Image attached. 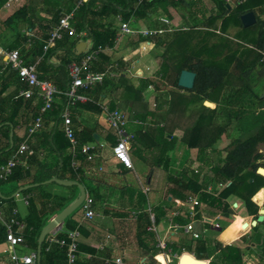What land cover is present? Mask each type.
Here are the masks:
<instances>
[{
	"label": "trees",
	"instance_id": "obj_1",
	"mask_svg": "<svg viewBox=\"0 0 264 264\" xmlns=\"http://www.w3.org/2000/svg\"><path fill=\"white\" fill-rule=\"evenodd\" d=\"M81 1L83 0H28L27 5L16 11L4 23L9 26L10 23L28 19L46 21V18L40 17L39 13L51 16V20L47 21V36L42 41L36 40L35 37L31 40V43L24 45L26 39L19 38L8 50L19 51L25 64H36L39 78L42 81L49 82L48 74L52 70H55L57 77L61 74V81L63 83L66 82V90L72 82L69 71L71 65L80 63L91 50L98 46L113 48L116 44L120 29H117L114 25H100L98 21L102 20L103 22L104 19L111 15H121L124 17L123 20L129 19L134 13L139 16H145L147 11L156 6L163 9L168 8L173 0H88L80 5ZM204 1L195 0L189 13L201 15L203 19H208V11L200 10V6ZM212 1L218 8V12L214 16L209 17L208 20L211 23H215V21L222 19L223 25L220 33L227 35V15L231 13L228 10L229 4L227 0ZM4 2L5 0H0V6ZM66 5L70 6L69 13L74 12L72 24L76 30V35L70 36L68 32L63 33L62 38L56 40L55 45L50 47L49 39L51 33L66 15L63 12ZM237 8L240 16L254 12L258 23L253 27L245 28L239 18L240 21L236 22V24H238L240 29L233 36L234 39L238 40L237 48L235 49H232L230 44L223 41L209 46L205 38H203L199 43H196V49L188 54L185 52L183 54V49L191 50L192 48L190 44L188 48H183L182 46L189 32L183 31V34H178L177 48L175 49L174 46L172 48L170 46L172 43L171 39H169L171 38L170 35L162 37H165L162 40L164 42L163 45H166V52L161 56L160 77L162 80L171 83L174 88L190 94H173L174 98H168L159 103L155 111H151L147 107L144 110H138L131 115V123L134 120L149 123V119L155 117L156 111L164 110L165 106L168 105L171 107L167 112V117L171 120H168L166 125L156 126L153 129L154 131L152 130L154 141L152 145L147 147L150 148L148 149L149 151L154 152L152 148L156 147L157 153L161 152V157L156 156L155 164L158 161L166 163V166L162 165L164 169L159 171L160 176L156 175L157 182L155 181L149 189L151 193L156 190L160 193L161 185L166 179L167 195L165 204H171L169 197L183 201L189 196H197L204 210L202 214L199 212L197 217L206 216L209 219H214L217 216L230 217L233 214L230 199L240 198L244 202L248 213L256 221L259 217V207L252 201V198L256 195L258 189L264 187V176L258 173L259 169H264V154H261L258 148V146L264 144V98H262L264 92L257 94L256 91L258 82L264 78V19L261 18L264 15V0H245L242 4L237 2ZM256 28L258 29L257 32ZM217 30L207 34L219 35L216 33ZM188 31H192V29L189 28ZM81 33L86 34L85 40H89L90 49L79 55L77 46L82 42L80 40ZM141 42L143 40H137L135 44L139 45ZM105 54L106 52L101 56ZM54 59L57 60L56 64L53 63ZM171 59H178L177 64L170 63ZM2 66L0 63V71ZM233 66L240 72L239 76L232 74L231 68ZM184 70L194 72L197 76L193 90H185L179 87L180 76ZM10 72L11 76H7ZM12 76L18 78V81L23 84L24 90L28 89V85L22 81L18 72L12 67L8 66L4 72H0V80L5 82L10 79L7 77ZM100 85L95 84L85 91L90 92ZM151 85H153L152 81L144 79L140 81L138 88L131 86V100L140 101ZM98 90L101 92L103 87ZM193 95L194 98L192 97ZM206 101L215 104L216 107L211 109L204 106ZM197 102L202 103V107L193 108L190 112L191 105ZM179 104H185V106L189 107L187 113L190 115L187 118L190 125L186 128L177 122L176 112L180 108L178 109L176 106ZM14 106L15 108L23 107L27 111L30 110L29 112L33 115V122H36L44 103L35 95L30 99L20 97L14 103ZM114 107L116 106H110L109 110L114 111L116 109ZM61 112L62 109L56 108L54 103L43 116L39 143L45 146V156L43 158L38 157V150H36L37 155L31 156L32 158L29 159V162L37 167L36 173L32 175L30 170L19 166L7 180H0V209L9 219L13 218L16 209L13 195L19 191L20 187H15L8 192L5 191V187L18 182L23 177L30 179L25 186L35 185V187L23 192V194L47 185L46 182L56 175L62 180H72L85 186L87 185L85 167L88 161L87 156L82 152V146L87 144V140L81 141L77 136L79 141L78 159L82 165L79 172H76L72 168L73 154L71 144L64 132ZM15 117L0 116V167L8 163L11 153L17 148L16 129L27 120L25 115L20 116L23 122L16 120ZM221 117L224 118L223 123L218 122ZM235 122L240 127V130L248 134V138L244 141L235 140L232 150L223 157L221 151L216 147ZM11 128H14L15 131L13 137L14 148L12 150H10ZM29 129H27L26 136ZM177 129L183 131L181 141L185 142L187 150L197 151L198 168L176 176L170 171L171 158L169 153L174 151L179 141L174 135ZM86 131L89 133L88 141L94 142V130L87 129ZM152 132L149 131L147 135L152 134ZM141 136L145 137L143 134ZM106 139L111 145L115 146L117 144L116 130L110 127ZM158 167H160V164L154 166V168L159 170ZM221 184H226V187L220 188ZM210 188H212L211 191H209ZM68 189L72 191L70 195L57 196V198L44 204L42 209H45L46 216L58 215L68 206L70 201L76 199V191L79 188L72 186L68 187ZM92 193L96 194V190H93ZM257 198L259 199L258 196ZM3 203H7L8 206L4 207ZM152 207L151 212L144 211L139 215L140 226L137 238H139V243L145 251L146 257H149L150 263L158 264L155 257L161 254L162 250L158 247L157 233L148 231L147 228L151 224V215L156 217L158 224L168 216V211L162 205H152ZM177 211L180 212V215L173 218L175 224L186 226L191 222L185 208H179ZM64 226L66 231L58 234V239L67 240V233L79 227L71 216L65 221ZM228 226L222 230H217L219 231L218 234H221ZM33 229L32 226H27L25 229L27 243H30L31 239H35ZM252 231L254 234L250 244L247 243V240L245 241V238L241 242L224 245L220 240L204 236L203 234L199 235L198 239L181 235L178 240L167 243V251L178 255L189 253L194 255L199 261H210V264H244V250L241 245L247 244L246 249H251L260 255L258 264H264V222L252 227ZM6 234L7 230L0 222V245L6 243ZM39 235L40 232L36 237H39ZM221 236L225 242L231 240L228 232H224ZM30 246L35 251H38L39 242L34 240V244H30ZM82 248L80 244V249L82 250ZM67 253L68 246L51 245L48 240L44 239L41 264H68ZM158 259L161 262H165V257L162 255H159ZM183 262L184 259H182ZM36 264H38V260Z\"/></svg>",
	"mask_w": 264,
	"mask_h": 264
},
{
	"label": "crops",
	"instance_id": "obj_2",
	"mask_svg": "<svg viewBox=\"0 0 264 264\" xmlns=\"http://www.w3.org/2000/svg\"><path fill=\"white\" fill-rule=\"evenodd\" d=\"M87 1L88 0H86V2ZM194 2L195 0H173L168 8L163 9L156 6L147 11L145 16H139L134 13L129 19L123 20L124 17L121 15H111L104 19L103 22L102 20L98 21L100 25H114V27L120 29V33L117 37L115 46L106 52L105 55L100 56L98 61L93 64V70L95 72L105 73L108 70H113V75L107 77L101 84L102 86L100 85L90 92L81 90L79 93L80 96L82 95L83 101L74 108L72 113L73 128L76 135L81 141L87 140V144H91L97 148L94 151V161L87 162L86 164L85 174L87 176V185H84L87 190L86 195L92 197L94 200L93 209L95 211V217L93 219H84V210L82 208L71 216L72 220L76 221L81 227L80 231L82 233V238H80V244L83 248L82 250L80 249L79 264H105L106 259L116 260L118 258L122 259L124 264H139L142 258H147L150 261L149 257H146L145 251L141 248L137 236L140 226L139 215L144 211L151 212L153 208L152 205H162L164 209L168 211V216L162 219L160 223L156 224L158 242L166 241L168 243L176 241L179 236L184 235L182 230L175 231L170 229L171 222L174 223L173 218L176 217L173 216V214L178 212L177 209L182 207L178 206L181 200L173 197H169L171 204H165L167 195L166 179H164L161 185L160 193L157 190L154 193L149 191L152 184L156 181V175L158 174L160 176L159 171L164 169L166 163L158 161L157 164H160V167H158L159 170L154 168L155 164L152 160L150 161L147 153V150L150 148L147 147L152 145L154 141L152 130L156 128V126L166 125L167 121L171 120L167 117V111L171 107L168 105L165 106L164 110L156 111L155 117L149 119V123L139 120H134L133 123H131V115L135 114L138 110H144L145 107L151 111H155L154 107L159 104L158 99L155 97L152 99V97L154 92H164V90H161V87H159V73L162 66L161 56L162 53L166 51V45H163L164 42L162 40L165 37H162L170 35L171 38L169 39L172 41L170 44L171 48L172 46H174V49L177 48L176 42L177 36H179L178 34H183V31L186 32L189 29L186 26L182 27L181 21L187 22L192 17V15L189 14V10ZM27 4L28 0H5L4 4L0 6V48L8 50L19 38H25L26 41L24 45H27L31 43V40L35 37L36 40L42 41L47 36V21L49 22L51 20V16L45 15L44 13H39V16L46 18V21L28 19L10 23L9 26L4 24L9 17ZM228 4V10L232 11L234 5ZM69 10L70 6L66 5L63 12L67 15L70 14ZM200 10L208 11V19L218 12V8L212 0H205L200 6ZM195 18L201 19L208 27L211 25L217 26L219 31H216V33L227 39L223 41L217 37V39H220L219 42L223 41L231 46L237 44L238 40L229 36L228 33L227 35L220 33V29L223 25L222 19L215 21V23H211L208 19H203L201 15H193L191 19ZM261 18L264 19V15L261 16ZM122 24H128L129 28L136 33L121 32ZM205 27L206 26L200 29L205 30ZM237 27H239L238 24L232 23L231 27H229V32ZM239 29L240 28H237V31ZM146 31L152 33L147 35L144 33ZM85 35V33L80 34V40L82 42L79 44L87 43L88 49H90L89 40H85ZM137 40H143V42L136 45L135 43ZM53 63L56 64L57 60L54 59ZM7 76H11V72L8 73ZM7 78L10 79L6 82L0 80V116H16V120L22 121L20 116L25 115L27 119L26 122L22 121V125L16 129L17 147L29 139V143L34 150V155H37L36 150H38V157L43 158L45 156V146L39 143L41 139L39 134L42 128L32 137H30L29 132L26 136L27 129H31L35 123V121L33 122V115L29 112L30 110H24L23 107L15 108L14 106V103L20 98V92L25 88L23 84L18 81L16 76ZM144 79L152 81L153 85L145 91L140 101L131 100V86L133 88H138L140 86V81ZM48 80L58 87L59 94L55 97V105L56 108H62L65 101L64 92L66 91V82L63 83L61 81V74L58 77L55 75V70H52L48 74ZM101 87H103V90L99 92L98 89ZM181 92L184 93V91ZM167 95L168 94H165V99L169 97ZM113 105L116 106L114 107L116 108L115 110L125 112V115H127L129 119L128 132L135 135V140L132 142L130 149L133 169L127 168L115 158L112 151L114 146L106 139L108 131L110 130L106 108L109 110V107ZM132 108L134 109L131 111ZM85 129L94 130V142L88 141L89 133ZM12 130L14 133V128H11V131ZM149 131L152 132V134L147 135ZM182 133L183 131L178 129L174 133L179 141L182 139ZM142 134L145 135V137H142ZM179 141L174 151L169 153V157L171 158L170 171L176 176L188 171L185 170L184 165H181L182 163L179 161L182 155L181 149H187L179 145ZM152 149L156 156L161 157V152L159 151V153H157L156 147ZM185 151L186 155L190 153L191 158H194V152L196 150ZM32 157L26 156V166L22 167L26 170H30L33 175L36 173L37 167L29 162V159ZM191 162L193 164L192 166L198 165L197 162L194 163L192 160ZM185 166H188V164H185ZM193 168L194 167L191 169ZM28 181H30V179L23 177L18 182L7 185L5 191L8 192L15 187L23 188ZM44 186L40 187V189H34L27 194L21 193L15 197L14 201L16 213L14 211L13 218H17L24 226V236L26 227L32 226V228H34V240L38 242L42 232L46 229L48 230L46 238H44L46 240L54 233L60 234L66 231L64 224L51 230L52 227H50V224L57 215L46 216L45 209L42 208L47 201H52L54 198H57V196H67L72 193L68 187L60 185ZM93 190H96V194L92 193ZM76 194V199L70 201L68 206L80 197V190H77ZM27 197H30L28 204L26 203ZM3 205L4 207L8 206L7 203H3ZM5 218L9 219L7 216H5ZM204 220L218 222L221 227L215 228L209 223H204ZM238 220L243 221L239 228L235 226ZM224 221H227L226 216H217L214 219H209L206 216L196 217L194 225L196 222H199L201 225H198V228L195 230L199 235L203 234L204 236L215 238L223 242L224 245H232L236 242H241V240L246 237H248L247 243H251L252 239L250 238L251 235L253 236L254 232L252 228H248L251 227V223L254 221L253 216H235L233 222L221 233L228 232L231 240L227 242L222 240L221 234H218L219 231H217L224 228L223 224H221ZM151 225L152 223L148 226V231ZM15 230L18 231V228H15ZM39 232V237H36ZM26 239L25 237L24 240ZM34 240L31 239L30 243H27L26 240V247L17 248L15 253L24 256L35 251L30 246V244H34ZM246 246L247 244L241 245L244 250V264H258L260 262V255L251 249H246ZM12 252L14 251L9 248L6 243L1 244L0 264H13L10 256ZM159 255L163 256L164 253ZM159 255L157 257H159ZM191 256L195 257L194 255ZM204 262L210 264V261ZM200 264L205 263L200 262Z\"/></svg>",
	"mask_w": 264,
	"mask_h": 264
},
{
	"label": "built area",
	"instance_id": "obj_3",
	"mask_svg": "<svg viewBox=\"0 0 264 264\" xmlns=\"http://www.w3.org/2000/svg\"><path fill=\"white\" fill-rule=\"evenodd\" d=\"M238 3L242 4L245 0H236ZM86 0L80 2L85 3ZM228 3H231L232 0H227ZM74 20V12L65 15L59 24L55 26L51 33V37L49 39V46L53 47L55 45V41L61 39L63 33L68 32L70 36L76 35V30L73 27ZM121 32L123 33H136L129 28L128 24H122ZM145 34H150L152 32L146 31ZM112 48L109 46H98L95 49L91 50L87 56L80 62L75 63L70 66V77L72 79L71 84L68 89L64 92L65 101L63 104L61 117L63 120V128L66 134L67 139L71 144V151L73 154L72 160V168L74 171L79 172L81 163L78 159V148L79 141L77 139V135L73 128L72 121V113L74 108L78 106L81 101H83L82 95L80 96L81 90H87L91 88L95 84H102L107 77L113 75V70H108L105 73H97L93 70V64H95L100 56L104 52H108ZM0 63L3 65L1 69V73L4 72L8 66L12 67L16 70L22 79L28 85L27 90H23L20 92L19 97H23L25 99H30L33 96L37 95L43 103L44 106L41 108V113L37 118L36 122L32 126L29 131L30 137L35 135L41 128L43 124V116L44 114L50 110L52 105L55 103V97L59 94V90L57 87L48 81H42L39 78V73L36 64H25L22 59L19 51H9L0 48ZM117 66V65H116ZM116 68V67H113ZM107 119L109 126L116 130L118 140L117 144L113 147L112 151L115 158L124 164L127 168L133 169V163L130 156V149L132 146V141L134 140V134L128 132L129 119L125 112L120 110L109 111L106 108ZM97 148L91 144H85L82 147V152L87 156L88 162H93L95 159V150ZM119 149V152L116 151ZM11 157L7 164L0 167V180H7L10 176H12L15 170L19 166H26L25 157L33 156L34 150L32 149L29 139L23 142L20 146H18L13 153H11ZM122 154V155H121ZM220 188H225L226 184H221ZM212 188L209 189L211 191ZM30 197H27L26 203L28 204V200ZM94 200L92 197L87 196L83 201L82 209L84 210V219H93L95 217V211L93 209ZM178 206L185 208L187 210L188 215L190 216L191 222L186 226H180L171 222V228L175 231L182 230L185 236H190L193 239H198L200 236L196 232L194 228L195 219L202 209V203L199 197L189 196L185 200L178 203ZM16 213V211H15ZM180 215V212H176L173 216ZM152 225L149 227V231L156 232V217L151 215L150 217ZM0 222L7 230L6 234V244L9 248H11L14 252L11 253V261L13 264H36L38 260V252L32 251L29 255L20 256L15 253L17 248H25L26 240L23 234L24 226L19 222L17 218L6 219L3 211L0 209ZM204 223H209L213 225L215 228H220V224L217 222H212L208 220H204ZM18 228V231L15 230ZM68 238L66 239H58V233H54L47 238L49 244H59L61 246H68L67 253V261L68 264H79V254H80V243L82 238V233L80 231V226L75 230L69 231L67 233ZM158 247L163 251L165 262H161L156 256L158 264H179L181 256L178 254H173L172 252L167 251V242L160 241ZM105 264H124L123 260L118 258L116 260L106 259ZM139 264H151L147 258H142L139 261Z\"/></svg>",
	"mask_w": 264,
	"mask_h": 264
},
{
	"label": "rangeland",
	"instance_id": "obj_4",
	"mask_svg": "<svg viewBox=\"0 0 264 264\" xmlns=\"http://www.w3.org/2000/svg\"><path fill=\"white\" fill-rule=\"evenodd\" d=\"M230 4H232L234 6H233V10L231 11L229 16L227 17L228 24H226V25H228V27H227L228 35L233 37L236 34V32H237V28H239V27H237L236 29H234L233 31H230V32H229V29H230L229 27H231L232 23L234 24V23L240 21L239 18L241 19L242 16H240V14H239V9L237 8V1L233 0ZM191 18H193V15H192ZM191 18L187 22H182L181 21V26L182 27L186 26V27L192 29V31H187V32H189V34L186 36V39H185V41L183 42V45H182L183 48H188V46H190V45L192 46V48H191V50H184L183 49V54H184V52L188 54L189 52H191L194 49H196V46H197L196 43H199L203 38H205L206 43L209 46H212L213 44L218 43L220 39L223 40V41L227 40V39H225L224 36H221V35H208L207 34L209 32H213L214 30L218 29L217 26H215V25L212 26L211 25V26H209L210 28H208V26L201 19H198V18L191 19ZM229 24H230V26H229ZM204 26H206L205 28L207 30L206 29L205 30L204 29L203 30L200 29V28H203ZM211 27H213V28H211ZM257 30L258 29L256 28V32H257ZM217 31H219V30H217ZM217 37L220 38V39H217ZM235 48H237V45H232V49H235ZM165 52L166 51H164L162 53V55ZM170 61H171L170 63L176 65L177 64L176 62H178V59H171ZM231 72L235 76H239L240 75V72L238 70H236L234 66L231 68ZM159 79H160L159 80L160 81V86L159 87H161V90H164V92L163 93L154 92V95L152 97V99H154V97L157 98L158 101H159V102L157 101L158 103H162L165 100V97H164L165 94H168L167 96H169V97L166 96L167 97L166 99L174 98L172 96L173 94H182V92L179 89L174 88L171 85V83L162 80L161 77ZM256 91H257V94H261V93L264 92V78L260 82H258ZM185 93H186V95L190 94L189 92L188 93L184 92V95H185ZM192 97L194 98V95ZM181 105L182 104H179L178 106H176V107H178V109L180 108L179 109L180 112H179V110L176 112V118H177V122L180 125H184V127L186 128V127H188L190 125V123L188 122L189 119L187 118V116L190 115V114L187 113L189 107L185 106V104L182 105V106ZM201 105H202V103H200V102L199 103L198 102L194 103L193 105H191L192 108H191V110L189 109V111L191 112L192 109L196 108V107L200 108V107H202ZM204 105H205V103H204ZM206 107L212 109V108H215L216 106H215V104L211 103V105H208ZM154 109H156V107H154ZM218 122L219 123H223L224 122V118L221 117ZM181 136L183 137V133H182ZM247 138H248V134H246L244 131L240 130V127L235 122V124L222 137L221 141L219 142V144L217 145L216 148L219 149L221 151V153H222V156L225 157L228 154V152L230 150H232V148L234 147V141L235 140L244 141ZM178 144L181 145V146H184V148H187L186 145H185V142H183V141H179ZM258 148H259V152L261 154H264V144H261L260 146H258ZM181 150H182L181 151L182 155H181L180 158H181L182 161L179 160L182 163L181 165H184L185 170H188V172L190 170H196L198 168V165L196 164L195 166H192L193 164H192L191 160L194 163L197 162V157H198L197 151L194 152V158L193 157L191 158V154L190 153L188 155L185 154V152H186L185 150H187V149H185V150L181 149ZM147 151H148L147 153H148V157L150 158V161L152 160V162L155 164V159H157L156 154L153 151H149V150H147ZM185 164H188V166H185ZM192 167H194V168L191 169ZM261 175L264 176V174H261ZM48 186H59V185L56 184V183H52L50 185H45L44 187H48ZM214 187H212V188H214ZM257 196L259 197V199L257 198ZM252 201L259 207V216H260L262 214L261 211L264 210V207H263V204H264V187L257 190V193L252 198ZM230 204H231V209L233 211V214L230 215V217H227V221H224V222L221 223V224H223V227H226L227 225L231 224L233 222V220L235 219V216H246V215L252 216V215H250L248 213L247 208L245 207V204L242 201V199H240V198H231L230 199ZM199 212H200V214H202L204 212V210L200 208ZM263 215H264V213H263ZM253 220H254V218H253ZM198 225H201V224L199 222H196L195 225H194V228L197 229ZM251 228H252V226L249 227L248 229H251ZM244 231H247V230H244ZM247 238L248 237L245 238V241L247 240ZM251 238H252V235H251ZM181 257H182V255H181Z\"/></svg>",
	"mask_w": 264,
	"mask_h": 264
},
{
	"label": "water",
	"instance_id": "obj_5",
	"mask_svg": "<svg viewBox=\"0 0 264 264\" xmlns=\"http://www.w3.org/2000/svg\"><path fill=\"white\" fill-rule=\"evenodd\" d=\"M241 20H242L243 26L245 28L253 27L258 23V19L256 18V14L254 12H252V13L249 12V13L244 14L241 17ZM87 49H88V44L87 43H81L77 46V53L79 55L83 54L87 51ZM196 77L197 76L194 72H191L188 70L182 71L181 76H180V80H179V87H181L185 90H193V88L195 86V82H196ZM262 98H264V94L262 95ZM208 105H211V103L209 101H206L204 106H208ZM0 128H1V126H0ZM13 137H14V133L12 130L11 131V148H10V150H12L14 148ZM61 166H62V163H61ZM258 173L264 174V169L263 168L259 169ZM46 183L47 184L56 183V184H58L60 186H64V187L76 186L79 188L80 193H81L80 197L75 202H73L69 206H67L62 212H60L53 219V221L50 224V227H52L51 228V230H52V229L59 227L62 224H64L65 221L70 216H72L76 211H78L81 208L83 201L86 199L87 190L83 184L76 182V181H72V180H62L59 178L58 175H56L54 178L47 181ZM33 187H35V185H30V186H25L23 188H20L19 191L13 195V197L18 196L19 194H21L25 191H28L29 189H32ZM261 213L262 214L258 217V219L251 223L252 227H255L257 224L264 222V215H263L264 210H262ZM47 232H48L47 229L44 230L41 234V238L39 239V247H38V251H37L38 252V264H41L42 245L44 242V238H46ZM182 257H183L182 259H184V262H183L184 264H199L200 262L207 264L204 261L197 260L195 257H193L189 254H183ZM182 259H180L179 264L182 263Z\"/></svg>",
	"mask_w": 264,
	"mask_h": 264
},
{
	"label": "clouds",
	"instance_id": "obj_6",
	"mask_svg": "<svg viewBox=\"0 0 264 264\" xmlns=\"http://www.w3.org/2000/svg\"><path fill=\"white\" fill-rule=\"evenodd\" d=\"M117 152H119V149H116ZM122 155V154H121ZM243 223V221L238 220L237 224L235 225L237 228H239L241 226V224Z\"/></svg>",
	"mask_w": 264,
	"mask_h": 264
},
{
	"label": "bare ground",
	"instance_id": "obj_7",
	"mask_svg": "<svg viewBox=\"0 0 264 264\" xmlns=\"http://www.w3.org/2000/svg\"><path fill=\"white\" fill-rule=\"evenodd\" d=\"M182 264H184V263H182ZM200 264V263H199Z\"/></svg>",
	"mask_w": 264,
	"mask_h": 264
}]
</instances>
